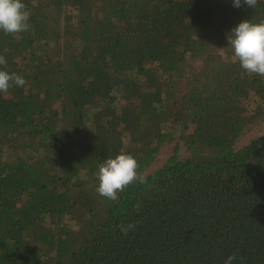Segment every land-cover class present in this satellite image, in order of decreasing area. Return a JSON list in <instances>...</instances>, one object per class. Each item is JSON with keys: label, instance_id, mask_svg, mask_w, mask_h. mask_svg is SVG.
I'll use <instances>...</instances> for the list:
<instances>
[{"label": "trees", "instance_id": "16d2710c", "mask_svg": "<svg viewBox=\"0 0 264 264\" xmlns=\"http://www.w3.org/2000/svg\"><path fill=\"white\" fill-rule=\"evenodd\" d=\"M23 2L30 29L0 31L26 81L0 93V264H264V132L236 144L264 76L227 40L264 0ZM119 152L146 183L110 201L95 173Z\"/></svg>", "mask_w": 264, "mask_h": 264}, {"label": "clouds", "instance_id": "9594fccd", "mask_svg": "<svg viewBox=\"0 0 264 264\" xmlns=\"http://www.w3.org/2000/svg\"><path fill=\"white\" fill-rule=\"evenodd\" d=\"M259 0H233L234 7L242 3L254 9ZM30 13L23 0H0V31L12 35L28 31ZM228 45L234 52V59L239 62L245 73L264 76V19L252 22L241 20L227 36ZM7 52V49L4 50ZM5 55L0 54V93H7L10 88L23 87L25 79L7 70ZM95 173L97 180L96 192L110 201H116L118 194L134 183H146V178L139 172V162L131 154L119 152L114 157L109 156L98 164ZM138 211L139 204L134 205ZM135 222L122 223L120 230L124 235L136 228ZM236 254H230L224 264H233Z\"/></svg>", "mask_w": 264, "mask_h": 264}, {"label": "rangeland", "instance_id": "374dc122", "mask_svg": "<svg viewBox=\"0 0 264 264\" xmlns=\"http://www.w3.org/2000/svg\"><path fill=\"white\" fill-rule=\"evenodd\" d=\"M246 103L249 109L253 108L251 101H246ZM262 132H264V116H259L253 123H250L245 127L242 134L237 139L236 144L241 145L250 140L251 138L261 134ZM172 146V144L162 145L157 157L153 159L150 165L148 166V170H151L157 165H159L165 159V157L168 156L169 151L172 150Z\"/></svg>", "mask_w": 264, "mask_h": 264}]
</instances>
